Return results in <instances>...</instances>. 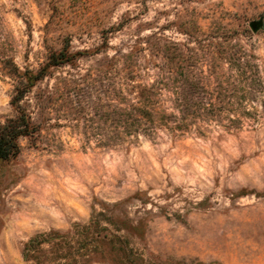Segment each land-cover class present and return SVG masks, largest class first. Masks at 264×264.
I'll return each instance as SVG.
<instances>
[{
  "label": "rangeland",
  "instance_id": "rangeland-1",
  "mask_svg": "<svg viewBox=\"0 0 264 264\" xmlns=\"http://www.w3.org/2000/svg\"><path fill=\"white\" fill-rule=\"evenodd\" d=\"M263 13L264 0H0V123L13 115L7 61L36 71L65 40L74 51H92L100 33L114 27L106 55L116 65L107 83L113 88L125 79L124 66L136 74L131 80L152 83L154 63L163 61L145 56L147 38L195 47L179 29L207 34L220 22L251 32V22L264 25ZM259 31L240 39L264 61ZM102 56H81L77 70L65 67L54 78L49 69L24 100L36 132L19 140L15 159L0 163V264H31L22 259L25 242L86 223L102 203L142 225L128 240L138 264H264V117L232 132L203 127L201 138L194 130L173 138L162 129L150 139L101 148L94 65ZM87 72L91 78L78 83L90 87L81 96L86 116L75 120L69 96L52 106V88ZM242 108L260 111L257 104Z\"/></svg>",
  "mask_w": 264,
  "mask_h": 264
},
{
  "label": "trees",
  "instance_id": "trees-1",
  "mask_svg": "<svg viewBox=\"0 0 264 264\" xmlns=\"http://www.w3.org/2000/svg\"><path fill=\"white\" fill-rule=\"evenodd\" d=\"M114 30V27L103 30L100 45L92 51H74L71 41L65 40L36 71L21 70L12 60L4 63V69L14 81L9 102L13 115L0 123V163L15 159L20 153L19 140L36 132L31 114L23 105L27 95L48 76L49 69L52 68V78L57 70L65 67L77 70L79 58L88 54L103 55L94 65L101 94L94 108L100 120L97 135L103 140L99 143L101 148L121 147L137 141L140 136L150 139L162 129L173 138L192 130L201 138L199 129L203 127L216 125L232 132L244 122L256 126L264 117V61L255 54L253 46L241 43V36H253L247 28L226 27L216 22L207 34L179 29L195 47L176 43L158 45L147 38L145 56L163 61L160 65L154 63L157 72L152 83L131 80L137 76L132 68L124 66L129 75L112 88L107 82L116 62L106 51L109 48L107 36ZM259 33H264V25ZM152 37L156 38L154 34ZM137 49L141 50L139 46L134 50ZM201 64L205 69L199 67ZM87 73L78 75V80L68 75V79L61 80V88H52V106L57 98L69 96V113L76 115L75 120L86 116L81 96L89 95L90 87L84 90L78 83L91 78L92 74ZM164 103L169 106L165 107ZM255 104L260 111L242 108ZM75 105L78 110L74 109ZM100 207V211H92L86 223H73L66 231L49 230L30 238L22 245L23 261L31 264L141 262L129 248L128 240L142 230V225L133 224L125 213H117L108 205L102 203Z\"/></svg>",
  "mask_w": 264,
  "mask_h": 264
},
{
  "label": "water",
  "instance_id": "water-1",
  "mask_svg": "<svg viewBox=\"0 0 264 264\" xmlns=\"http://www.w3.org/2000/svg\"><path fill=\"white\" fill-rule=\"evenodd\" d=\"M249 27L252 33H257L261 28H263V21H253L250 23Z\"/></svg>",
  "mask_w": 264,
  "mask_h": 264
}]
</instances>
